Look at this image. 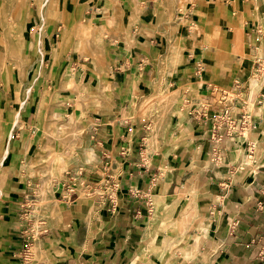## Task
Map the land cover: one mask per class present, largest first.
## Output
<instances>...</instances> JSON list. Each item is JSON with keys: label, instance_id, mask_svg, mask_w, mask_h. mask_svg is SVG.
<instances>
[{"label": "crops", "instance_id": "1", "mask_svg": "<svg viewBox=\"0 0 264 264\" xmlns=\"http://www.w3.org/2000/svg\"><path fill=\"white\" fill-rule=\"evenodd\" d=\"M62 1L69 5L64 11L68 24L81 22L86 8L87 13L93 12V21L100 19L106 25L105 18L113 10L112 0ZM117 1L124 12L135 5L133 0ZM143 4L137 16L129 15L123 20L125 24L106 25L105 31L111 32L101 40L103 58H85L78 52L71 56V37L65 44L61 38L52 43L54 33L61 31L60 24L55 31L45 30L50 57L43 58L40 51L41 29L35 32L37 41L34 38L28 44V51L35 53L38 64L32 97L42 100L53 89L54 100L61 109L67 110L65 117L72 109L69 96L75 93L61 94L60 70L69 69L80 79L84 95L103 92L102 86L113 83L112 89L105 91L113 106L105 112L96 106L86 110L82 121L90 130L86 129L80 142L95 152L83 138L86 132H91L93 137L90 135L88 142L93 140L101 152L113 158L119 173L116 202L108 201L107 211L96 216L91 213L92 205L84 203V200L92 202V197L69 202L68 194L62 195L65 185L61 190L57 187L63 217L61 222H51V226L38 233L46 256L37 264H264L256 259L247 243L251 236L264 232V67L257 82L241 74L255 67V56H260L264 66V0H195L177 23L173 43L180 53L176 56L177 75L170 78L181 81L180 88L196 83L191 78H198L195 68L202 61L205 70L201 78L208 85L202 83L197 91L210 98V81L222 82L231 88L233 80L238 79L242 83L239 95L249 99L240 98L254 103L256 128L249 133L255 141L253 162L242 168L239 164L245 160L246 150L244 146H230V143L225 163H214L211 158L212 164H208L205 126L182 109L184 92L180 113L172 115L158 136L154 134L146 139L145 120L135 116L134 110L122 119L125 108L130 107L127 99L131 85L149 80L156 73L160 51L167 46L166 34L156 23L158 14L149 4ZM97 13H101L98 18ZM58 37L59 34L55 39ZM20 40V37L16 40L18 46L22 44ZM241 47L245 55L240 54ZM243 56H247L244 64L240 62ZM70 61H73L71 65ZM106 63L110 71L105 69ZM12 78L9 72L7 76L0 72V142L9 139L11 146L16 147L14 129L26 126L30 120L25 111V122L14 126L11 123L13 103L7 97V80L10 83ZM28 100L25 109L34 101ZM143 149L146 155L141 153ZM5 150L8 153L9 148ZM3 152L0 150V181L5 182L4 189L8 192L14 170L8 166L7 154L3 157ZM60 155L57 161L60 172L65 173L68 160L78 169L85 163L91 165L85 158V161L77 157L71 161L69 156ZM162 167L166 172H161ZM85 177L90 179L91 173ZM130 188L136 193L131 195ZM141 193L151 200L154 210L151 215ZM15 195L0 203V264H25L24 251L34 239L30 242L28 229L18 227ZM230 222L236 224L231 229L234 235Z\"/></svg>", "mask_w": 264, "mask_h": 264}, {"label": "rangeland", "instance_id": "2", "mask_svg": "<svg viewBox=\"0 0 264 264\" xmlns=\"http://www.w3.org/2000/svg\"><path fill=\"white\" fill-rule=\"evenodd\" d=\"M133 1L135 3L137 0ZM140 1L142 0H139V2ZM194 2L195 0H150L146 3L149 4L150 7L154 9L158 14V18H156V23L158 24L162 32L166 34L167 46L163 47L160 51L161 54L159 56V62H164L161 72H158L157 69L156 73L152 74L149 80L144 79L139 83L134 82L131 85V95L127 99V104L129 106H131L132 100L134 99L137 103L140 102L143 93L147 92L152 94V92H154V87L151 85V80L153 79V77L155 78V81H157L155 85L156 89H161L165 85H168L170 87L182 83L181 81L177 82V80L170 78L171 76L177 75L176 56L180 53V50L177 47L173 46L174 39L176 37L175 28L177 26V23L182 18H184L186 10L191 9ZM116 5L120 8L118 4ZM65 6L69 7V5L63 3L62 0H0V72L3 71L6 76L9 72L13 76V78L10 80V83H8L7 80V89L9 90V94L7 95V97L13 103V106L11 107V123L13 124V126L15 124L21 125V123L25 122L27 115L28 120H30L27 124H25L26 126L21 125V127H19L21 129H19L18 127L14 129L13 144L16 147L11 146V144L9 143V139L6 140V142H0V150H2V152L3 149L7 147L9 148L6 161L8 163V166L10 165L11 168H13L14 170V176L9 180V185H11V189L8 192H6L4 189L6 187L5 182L0 181V190H2L1 196L3 194L2 198L4 199L1 200L0 203L7 200L9 198V195L16 194L13 199L17 200L15 201L14 206L16 208V212H18V227L28 229V234L31 239L30 242L32 241L34 233H39L40 231H42V227L44 225L51 226V222H58L60 220L58 217L48 218L47 208H42L40 210V214L37 216V219H34L32 215H28L29 213L27 211V206L25 205V203H27L28 199L30 198L38 197L39 187L37 186H40L41 184V189H46L47 187H50V182L53 181L55 175L60 174V171L57 168V161L59 159L58 155L61 154L59 152L63 150L64 140H66L67 137L61 135L58 138H55V136H53L51 133L53 132L54 127L56 126L55 112H60L59 118L61 119H68L69 117H65V113L67 112V110L61 109L63 107H59V104H57V102L54 100L53 89H50L45 94L47 95V97H45L47 99L43 98L42 100H40L38 96H35L34 98L32 97V95H35L32 93V85L34 84V81L37 76L38 64L35 53H29L28 44L30 43V41L32 42L34 38L37 41V35H35V32L37 31V28L41 29L43 32L41 35L40 51L43 55V58L50 57L49 44H47L45 30L47 28H50V31H55V29H57L58 25L60 24L62 28L61 31L57 33L59 34V37L58 39H55L57 34L54 33L52 43L60 40L61 38L63 40V44H65L71 37V40L73 39V46L70 48L71 56H74V54L78 52L79 55H82L85 58L89 56H92L94 59H97L100 56H102L103 58V55L99 54L98 52L89 50L88 43L92 41H96L97 43L101 42L104 34H108L111 32L105 31L106 25L116 27L117 25L123 24V20H125L127 16L132 15L130 11L124 12V9L120 8V10L117 12L120 22L117 21V23H114V16L111 12L105 18L106 25H104L105 23L103 25H98L95 30V36L90 37L88 34H84L82 37L81 35L84 33V30L89 25L88 20L93 22L94 24H97L100 22V19H94L93 21L91 15L93 12L90 11V13H87L85 8L83 9L84 11L83 15L81 16V22H71L68 24V17L66 14H64L66 12ZM100 15L101 13H97L96 17L98 18L100 17ZM117 34H119V32H117ZM18 37L23 40L21 46H18L19 42L17 43L16 41L18 40ZM239 51L241 55H245V51L242 47ZM246 61L247 56H243V59L240 62L244 64ZM72 62L73 61H70V65L72 64ZM81 66L82 65L80 64V67ZM60 71L61 72L58 87L61 94L68 96L70 92L75 93L72 94V96H69L71 97L70 100L72 102V107L70 108L73 109H70L69 114L73 113L74 118L77 121V128L83 127V133L86 131V129L89 131L90 129L85 126L84 122L82 121V116L86 114V110L89 107L92 108V106H96V108H98L101 112L110 110L109 106H113V100L110 97L109 99L105 97V91L112 89L113 83L110 86H102L103 92L96 93L91 96L87 94L84 95L81 94V89L79 86L80 81H77L76 83H72L71 81L73 78H75L73 76L74 74L69 69H62ZM241 74L243 77L246 76L253 82H257L258 72L254 71L253 68L250 71H245ZM64 76H66L65 79H63ZM191 79L193 82L199 80L198 78H194V76ZM76 80L79 79L76 78ZM202 83L203 82H196L193 85H183V87L180 88V91L177 93L175 100L165 109L163 113L164 115L160 116L157 124L158 126L155 128V135L157 134L158 136L159 131L162 129L163 125H165L171 119L172 115L180 113V98L184 92V89L189 88V90L196 92L200 89L201 86H203L201 85ZM210 83H212L211 85H213V83L216 84L214 85L216 91H212L213 94H211L212 96L210 98H207L205 95H203L202 98L209 100L212 104L218 102L220 96L219 90L224 88L228 89V92L230 94L232 93L230 87L227 85H223L222 82L210 81ZM239 96H241V98H245L246 100L249 99L248 97H243L242 95ZM157 97V95L155 97H151L149 102L144 106L145 114H138V112H136L135 110V115L139 119L145 120L146 136L147 132L150 131V129H153L155 125L152 121L154 116L164 107L163 102L160 101V99H156ZM27 98L29 99V102L30 100L34 101L33 103H30L28 108L25 109L24 104L26 103ZM126 109L127 108H125V110ZM25 111L27 112V115H25ZM115 111H118V108L115 109ZM2 117L3 116H1V118ZM86 133L87 134H85L83 138L85 140V143H89L94 147L96 153V163L91 162V165L85 163L81 171L77 168V166L74 167V163L69 164L70 160H68V162H66L67 172L65 174L69 177L71 175H74L76 177H74L75 179H70L71 182H69L68 180L66 181L61 179L58 182V190H61L63 185H65L63 189L68 188L67 190L72 189L77 191L76 188L82 187L81 182H84L83 186H85L86 184L94 185L95 183L99 182V180H101V176H103L106 171L105 164L109 165V163L110 169H112V174L114 176L116 188L119 189V173L118 170L115 169L116 166L114 159L107 156L103 151L101 152L96 147V143H94L93 140H90V142H88V138H90V135H92V133ZM248 134L249 133H246V136ZM146 139H148V136L146 137ZM143 148L145 149L146 146H143ZM144 149L141 151V153L143 155H146L147 152ZM228 150L229 142H226L221 148L224 157L221 160H214V163H225V156H227ZM40 157H42L41 160H37ZM52 158H54V167L50 166ZM69 158L71 159V161L76 160L75 154H71ZM211 158L212 155H208L207 161L209 165L212 164ZM79 160L85 161L84 159ZM79 164L82 163L79 162ZM244 168H246V166ZM86 170L90 172L86 173ZM61 173H63L62 177L65 178L64 172ZM90 173V179L85 177L87 174L89 175ZM80 177H82L83 179ZM42 182L44 184H42ZM68 185H70V188ZM95 188H99L102 190L100 185H98L93 186L91 188V192ZM110 188H108L106 191L108 195H111L112 192H117L116 189ZM130 192L131 195H133V193H136L132 191L131 188ZM55 193V195L58 197L59 192L55 191ZM67 194L62 195L67 196ZM141 194L145 198L147 211L151 215L154 211L151 200L149 199L147 194ZM63 197L61 196V198ZM86 198L87 197L83 199ZM97 198V195H94V197L92 198V202L84 200L85 204L88 203L90 205H96V208L98 210L96 209L95 212L91 211L94 216L98 215L103 211H107V209L109 208L108 203H106L104 206H100ZM83 199H79V202L83 201ZM113 200L114 197H112V201ZM112 205L113 203H111V206ZM42 222L46 223L43 224ZM59 222H61V220ZM235 225V222H230V231L231 229H234ZM231 234L234 235L233 230L231 231ZM260 236L262 237V241L264 242V232H258L257 234L251 236L247 242L249 250L254 253L256 259L259 262L264 261V258L260 259L258 257V251L261 244L256 241V238ZM253 238H255V241H252ZM28 249L29 246L26 247V250L24 251L25 254L23 255L25 259V264H29L31 262L30 254L27 251Z\"/></svg>", "mask_w": 264, "mask_h": 264}, {"label": "built area", "instance_id": "3", "mask_svg": "<svg viewBox=\"0 0 264 264\" xmlns=\"http://www.w3.org/2000/svg\"><path fill=\"white\" fill-rule=\"evenodd\" d=\"M188 29L190 27L188 26ZM256 49V47H255ZM255 67L254 71H257L258 74L260 69L264 66L262 65V61L260 56L254 57ZM205 66L202 61H199L196 64L195 75L198 78H201L202 72H204ZM204 85H208L207 83H203ZM242 83L235 79L232 82V93L228 92V89H221L219 100L217 103L212 104L209 100L202 98V93L191 92L188 88H185L184 94L181 98V107L182 109L193 119L200 122L201 125L205 126V130L207 133L206 140L208 141V154L212 155L213 160H221L224 157L223 152L221 151L222 146L229 142L230 146H244L246 153L244 154L243 159L246 156L251 157V162H253L252 154L254 151L255 141L251 139L246 133H250L256 128V119L255 113L253 112V107L250 105L248 101L242 100L239 96V90L241 89ZM210 87V95L213 94L212 91H216L214 85H209ZM260 100H257V103H260ZM105 155V154H103ZM225 162V161H224ZM105 173L103 174V179L99 180V182L94 185L86 184L87 188V196L86 197H94L97 195L98 203L100 206H104L109 200L112 201V197H114V202H116V192H112L111 195L106 193L107 189L114 188L117 190L115 185L114 176L112 174V169H110V163L105 164ZM242 165V161L239 166ZM242 168V166H241ZM74 175L70 176V179H75ZM84 184V182H83ZM102 188H95L91 192V188L93 186H98ZM225 187L224 185H222ZM79 198L78 191L70 190L68 194L69 202H73ZM259 204L261 201H258ZM255 241V238L252 239ZM256 241L261 244L258 257L264 258V242L262 241V237H257Z\"/></svg>", "mask_w": 264, "mask_h": 264}, {"label": "bare ground", "instance_id": "4", "mask_svg": "<svg viewBox=\"0 0 264 264\" xmlns=\"http://www.w3.org/2000/svg\"><path fill=\"white\" fill-rule=\"evenodd\" d=\"M112 1H113L112 14L114 16V23H117V21L120 22V19L118 17V13H117L120 10V8L116 5V4H118L117 0H112ZM142 1H143V3H147L148 2V0H142ZM142 1L139 2V0H137L135 2V5L133 6L132 10H130V13L132 15H138L140 13V9L142 7L141 4H143V3H141ZM88 22H89V25L84 30V33L81 35L82 37H83L84 34H88L90 37L95 36V30L98 27V25H103V23H101V22H99L97 24H94L93 22H91L89 20H88ZM193 29H194V26L192 27V30ZM240 38H239V40L243 41ZM241 41H239V44H240ZM88 47H89V50H92L94 52L96 51V52H98L101 55L104 54V50H103V46H102L101 42L97 43L96 41H92V42L88 43ZM163 63L164 62L161 61L160 65H159V68H158V72H161V70L163 68ZM109 68H110L109 64L106 63L105 64V69L109 70ZM81 76H82V74H81ZM198 79L199 80H197L196 82H202V78H198ZM71 81H72V83L73 82L76 83L77 81H80V79L76 80V78H73ZM156 82L157 81H155V78L153 77V79L151 80V85L154 87V92H152V94L151 93H147V92L143 93L142 96H141V100L138 103L136 102L135 99L132 100L131 106L129 108H127L122 114V119H124L127 116H129L132 113V110H134V111L136 110V112H138V114H142L143 115V113L145 112V107L144 106L149 102L151 97H155L157 95L158 97L156 99H160V101L163 102L164 107L162 108L161 111H159L154 116L152 121L154 122L155 125H154L153 129H150V131L147 132L148 138L152 137L155 134L154 133L155 130H156L155 128L158 126L157 124H158L160 116L164 115L163 113H164L165 109L175 100L177 93L180 91V86L179 85L170 86V87L168 85H165L161 89H158V88L156 89L155 88ZM153 101H154V98H153ZM250 105H253V103L250 102ZM148 110H149V108H148ZM59 115H60V113L55 112V124H56V126L54 127V130L51 133L53 136H55V138L56 137L58 138L61 135L67 137V139L64 140L63 150L60 151L59 153H61V155H64V156L66 155V156H69V157H70L71 154L75 153V156L78 159L85 158V159H87V160H89V161H91L93 163H96V153L93 151V149L91 147H87V146L81 144V142H80V138H81V136L83 134V129H82L83 127L82 128H77V121L75 120L73 113L69 114V116H68L69 118L68 119H61V118H59ZM131 118H132V116L130 117V119ZM91 137H93V135ZM6 154H7V150H5L3 152V157H5ZM41 158L42 157L38 158L37 160L40 161ZM251 164H252L251 157L250 156H246L245 160H242V165L241 166L243 167L244 165H251ZM50 166L54 167V158L51 159ZM79 170H81V169H79ZM66 172L67 171H65V173ZM161 172H166V169L164 167H162V171ZM65 173H64L65 178L62 177L63 173H61V172H60L59 175L62 178H60L59 175H55L54 174L55 178L53 179L52 182H50L51 183L50 187H47L46 189L45 188L41 189L40 188L41 184H40V186H37V187H39V191H38L39 195H38V197L37 198H30V199H28L27 203H25V205L27 206V211L29 213L28 215H30V216L32 215L34 217V219L35 218L37 219V216L40 214V210L42 208H47L48 209V213H47L48 218H57L58 217L59 219H62L63 215H62V206L60 204L61 200L55 195L56 194L55 191H56V189L58 187V182L61 179L62 180H66V181L68 180L69 182H71L70 177L66 176ZM101 177H102L101 178V180H102L103 176H101ZM80 178H82V177H80ZM42 184H44V183L42 182ZM167 185H169V184H167ZM68 186L70 188V185H68ZM81 186L82 187H80V188H76L78 193H79V199H83V198H85L87 196V188L85 186H83V182H81ZM67 189H62V194L69 193L70 190H67ZM165 190H166V188H165ZM0 191H1L0 192V201H1L3 198L1 196L2 190H0ZM173 204H175V203H173ZM173 208H174V206H173ZM96 209H97L96 205L94 204L93 206H91L90 210L95 212ZM44 229H46V225H44L42 227V230H44ZM33 237H34L33 242L30 244L29 250H28V252L30 254V258L32 259L33 262H31L29 264H37L38 260H41V259L45 258V256H46L45 250L41 246L42 242H41V240L38 237V232H35Z\"/></svg>", "mask_w": 264, "mask_h": 264}]
</instances>
